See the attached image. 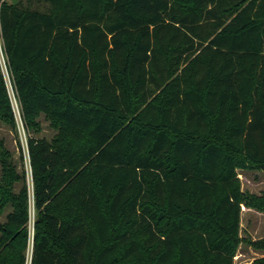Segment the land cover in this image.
I'll list each match as a JSON object with an SVG mask.
<instances>
[{
	"label": "trees",
	"instance_id": "trees-1",
	"mask_svg": "<svg viewBox=\"0 0 264 264\" xmlns=\"http://www.w3.org/2000/svg\"><path fill=\"white\" fill-rule=\"evenodd\" d=\"M0 48L31 182L0 143V264H233L264 212L237 173L264 170V0H0Z\"/></svg>",
	"mask_w": 264,
	"mask_h": 264
},
{
	"label": "rangeland",
	"instance_id": "rangeland-1",
	"mask_svg": "<svg viewBox=\"0 0 264 264\" xmlns=\"http://www.w3.org/2000/svg\"><path fill=\"white\" fill-rule=\"evenodd\" d=\"M1 60V58H0ZM6 84L8 86L9 102L12 110V115L15 121L16 129L13 130L0 119V143L4 150L9 154V160L15 167L18 175L24 172L26 186L28 190L31 188L30 170L28 166L26 152V137L27 132L23 129L20 117L19 108L15 98L10 90L8 76L3 70ZM36 123L39 124L40 131H29V135L39 138L49 139L53 132L48 128V121H45L43 116L37 118ZM238 178L240 180L239 191L245 196L261 197L264 195V170H238ZM20 184L13 185V192L17 193ZM11 208L5 206L0 215V224L4 222L5 216L9 214ZM33 210L30 206V233L32 232ZM264 240V212H258L252 208L241 207L239 233L234 241V257L233 264H252L254 260H258L264 254V250L257 248L254 244ZM26 257H30V247L26 252Z\"/></svg>",
	"mask_w": 264,
	"mask_h": 264
},
{
	"label": "built area",
	"instance_id": "built-area-1",
	"mask_svg": "<svg viewBox=\"0 0 264 264\" xmlns=\"http://www.w3.org/2000/svg\"><path fill=\"white\" fill-rule=\"evenodd\" d=\"M0 58H1V60H0V64H1V66H2V72H3V70H4V71H5V74L7 75L6 68H5V65H4L3 56H2V53H1V48H0ZM3 74H4V73H3ZM6 85H7V84H6ZM9 86H10V90L12 91L10 83H9ZM7 90H8V86H7ZM12 95H13V92H12ZM13 97H14V95H13Z\"/></svg>",
	"mask_w": 264,
	"mask_h": 264
}]
</instances>
